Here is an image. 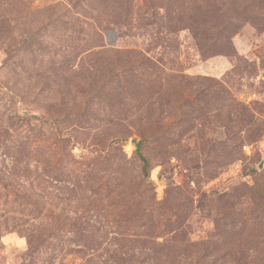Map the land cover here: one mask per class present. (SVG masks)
Here are the masks:
<instances>
[{
  "label": "rangeland",
  "instance_id": "374dc122",
  "mask_svg": "<svg viewBox=\"0 0 264 264\" xmlns=\"http://www.w3.org/2000/svg\"><path fill=\"white\" fill-rule=\"evenodd\" d=\"M0 264H264V0H0Z\"/></svg>",
  "mask_w": 264,
  "mask_h": 264
},
{
  "label": "trees",
  "instance_id": "16d2710c",
  "mask_svg": "<svg viewBox=\"0 0 264 264\" xmlns=\"http://www.w3.org/2000/svg\"><path fill=\"white\" fill-rule=\"evenodd\" d=\"M139 146V145H138ZM148 168H149V162L146 158H144V165H143V169H144V172L146 174H148Z\"/></svg>",
  "mask_w": 264,
  "mask_h": 264
}]
</instances>
